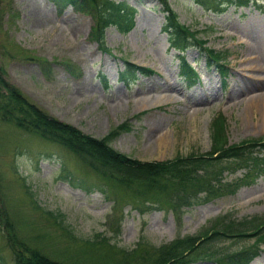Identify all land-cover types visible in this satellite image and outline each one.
<instances>
[{
  "label": "rangeland",
  "instance_id": "rangeland-1",
  "mask_svg": "<svg viewBox=\"0 0 264 264\" xmlns=\"http://www.w3.org/2000/svg\"><path fill=\"white\" fill-rule=\"evenodd\" d=\"M169 2L180 22L205 41L204 47L229 52L224 75L207 66L201 44L190 40L193 45L184 56L193 64L196 78L183 76L179 52L169 47L160 30L164 13L157 0H127L136 8L134 28L121 34L109 26L100 43L91 37L94 18L87 13L59 7L55 0H0L4 77L48 115L95 138L127 123L109 144L141 161L215 150L217 121L226 126L228 143L264 137V98L254 104L242 100L264 93V85L240 97L257 65L250 61L259 52L264 58V0H258L261 8L250 3L219 14L194 0ZM121 57L153 72L126 84L118 79ZM165 135L168 141L159 147ZM238 167L236 161L222 160L205 169L214 172L211 178L224 171L221 181L230 183L242 176ZM114 182L67 149L0 120V214H7L32 246L54 258L125 264L117 261L113 246L132 251L127 258L132 261L140 245L168 246L177 237L227 225L243 227L264 218V173L243 180L248 184L220 187L214 180L207 195V187L198 194L195 180L179 183L181 187L170 183L167 199L155 189L144 193L139 184L124 187ZM45 212L63 213L64 223L77 237ZM4 234L0 224V264H14ZM254 241L255 235L232 239L215 243L211 251L226 253ZM258 245L259 255L249 264H264V241ZM201 251L197 248L195 253ZM193 264L216 263L199 258Z\"/></svg>",
  "mask_w": 264,
  "mask_h": 264
},
{
  "label": "trees",
  "instance_id": "trees-1",
  "mask_svg": "<svg viewBox=\"0 0 264 264\" xmlns=\"http://www.w3.org/2000/svg\"><path fill=\"white\" fill-rule=\"evenodd\" d=\"M55 1L60 7L69 5L76 11L91 15L94 18L91 37L98 42L102 41L104 29L107 26H114L123 34L128 33L134 26V11L127 5L125 0H100V2L98 0H63L65 5H62L60 0ZM158 1L166 12V22L163 30L167 33L170 44L174 46V49L183 51L189 46L190 40L198 42L196 31L191 30L189 26H185L179 21L178 15L171 8L169 2L167 0ZM250 1H254L255 4V0H195L202 7L216 13L222 11V4H226V6L246 5ZM200 42L205 43L203 40ZM204 50L208 51L209 59L216 64H219V61L222 63L226 58L225 53L221 51L209 48H204ZM180 61L182 70L186 72L184 76L193 79L195 76L192 75V70L189 69L190 66L186 63L184 57ZM124 63L125 70L120 75L122 80H134L133 76L137 72L147 73L151 71L148 68L127 61H124ZM219 66L221 67L220 64ZM0 120L11 122L18 128L35 133L41 138L67 149L84 165L91 168L98 175L112 179L116 184L124 187L130 186L129 184L132 183L139 184L143 190L141 192L146 193L155 189L164 199L170 198V183H177L180 186L179 183H188L195 180L198 181V194L203 188L207 187V191L204 193V195H207L210 193L211 187H214V180L219 182L217 185L223 187L230 184H244L246 181L243 182V180L255 179L264 173V137L250 138L229 144L226 126L222 121H217L213 125V139L215 142L213 147L215 150L212 149L206 153H190L187 156L177 155L172 160L161 162L141 161L130 157L109 144L110 139L120 129H125L127 123L124 122L118 125L103 138H95L90 134H85L77 127L48 115L36 104L30 102L4 77L2 67H0ZM256 152H260V154ZM222 160H227L229 163L238 162V170L243 171L242 176H236L232 178L230 183H226L221 181L225 177L223 175L224 171H221L219 175H215L216 179L211 178V174L213 175L214 172L209 171V173L205 166H210L212 162ZM236 169L225 170L233 174ZM198 170L203 171V173H196ZM187 202L189 203V201L184 200L183 204H187ZM60 214H49V216L61 228L72 232L73 229L70 230L69 226L64 223V214ZM0 218V224L6 232L4 237L12 253L14 264H84L47 255L32 246V243L30 244L22 236L25 234L16 229L7 214H0ZM251 224L253 223L246 224L243 227L227 225L222 228L203 230L196 234L177 237L169 242L168 246L140 245L139 252L134 255L132 261L127 260L130 257L129 253L132 251L123 248L119 250L115 246L113 248L118 254L117 261L125 262V264H192L198 261L199 258L200 260L213 261L216 264H249L259 253L260 246L258 243L264 241V218L253 225ZM254 235L256 241L250 244V247L242 246L226 253L222 251L221 254L211 251V247L215 243H224L232 239H250ZM30 240L32 241V239ZM83 242L89 245L95 243L90 240ZM197 248H202L200 254L195 253Z\"/></svg>",
  "mask_w": 264,
  "mask_h": 264
},
{
  "label": "bare ground",
  "instance_id": "bare-ground-1",
  "mask_svg": "<svg viewBox=\"0 0 264 264\" xmlns=\"http://www.w3.org/2000/svg\"><path fill=\"white\" fill-rule=\"evenodd\" d=\"M263 54L261 52H259L256 57H254L250 63L255 65V60L257 62V65H255L253 68H251V70L254 72L251 74V77H248V84L246 86V88L244 89L243 92L240 93V97H242L241 95H244L246 93V91L248 90H253L256 87H260L264 85V58L262 57ZM261 64V65H260ZM264 98V93H258V94H251V95H246L242 100H247L248 102H250L251 104H254L256 102V100L259 99H263ZM168 141L167 136H163L160 139V142L162 143L159 147H162L164 145H166Z\"/></svg>",
  "mask_w": 264,
  "mask_h": 264
}]
</instances>
